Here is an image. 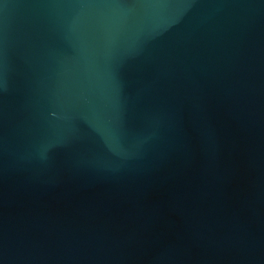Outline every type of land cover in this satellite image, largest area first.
<instances>
[{"label": "water", "instance_id": "1", "mask_svg": "<svg viewBox=\"0 0 264 264\" xmlns=\"http://www.w3.org/2000/svg\"><path fill=\"white\" fill-rule=\"evenodd\" d=\"M0 264H264V0H0Z\"/></svg>", "mask_w": 264, "mask_h": 264}]
</instances>
